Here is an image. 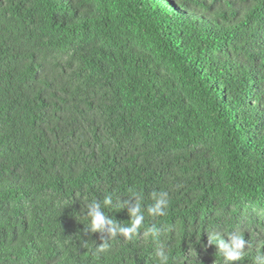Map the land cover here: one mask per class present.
Listing matches in <instances>:
<instances>
[{"label": "trees", "instance_id": "obj_1", "mask_svg": "<svg viewBox=\"0 0 264 264\" xmlns=\"http://www.w3.org/2000/svg\"><path fill=\"white\" fill-rule=\"evenodd\" d=\"M109 194L157 237L97 253ZM231 233L264 256V0H0V264H223Z\"/></svg>", "mask_w": 264, "mask_h": 264}, {"label": "clouds", "instance_id": "obj_2", "mask_svg": "<svg viewBox=\"0 0 264 264\" xmlns=\"http://www.w3.org/2000/svg\"><path fill=\"white\" fill-rule=\"evenodd\" d=\"M130 197L134 198V204L131 201L120 200L122 208H128L130 215V221L126 225L106 216L102 211V206L109 207L113 204L112 195H105L102 201L93 199L88 203L86 215L90 223L87 226L92 233L102 234V243L96 246L97 253L105 252L109 248L108 239L122 236L126 241H132L140 235L141 229H144L143 236L145 242L154 240L157 237L158 230L156 226L149 227L144 223L145 214L142 198H139L135 194ZM151 198L154 203L147 206V215L151 217L165 215V210L170 203L169 193L166 191H153ZM84 199L87 200L88 197L85 196ZM208 243L217 246L219 251L223 253V264H235V262L241 261L247 245L244 235L239 233L229 234L227 241L220 234L209 236ZM155 257L157 264H169L171 252L166 246L161 244L155 250ZM254 264H264V256H257Z\"/></svg>", "mask_w": 264, "mask_h": 264}]
</instances>
